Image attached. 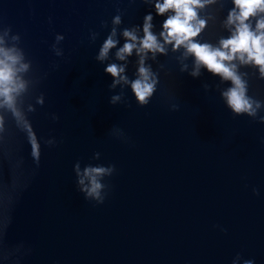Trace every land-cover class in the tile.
<instances>
[{
    "label": "water",
    "instance_id": "1",
    "mask_svg": "<svg viewBox=\"0 0 264 264\" xmlns=\"http://www.w3.org/2000/svg\"><path fill=\"white\" fill-rule=\"evenodd\" d=\"M163 4L0 0V264H264V65L222 47L264 48V4L197 0L179 44ZM191 44L231 55L249 110Z\"/></svg>",
    "mask_w": 264,
    "mask_h": 264
},
{
    "label": "clouds",
    "instance_id": "2",
    "mask_svg": "<svg viewBox=\"0 0 264 264\" xmlns=\"http://www.w3.org/2000/svg\"><path fill=\"white\" fill-rule=\"evenodd\" d=\"M234 2L241 9L239 16L240 20L246 19L250 14L253 13L257 6L264 4V0H234ZM195 3H197V0H164L163 5H157L158 13H162L170 7L178 10L177 15L169 18L164 23V27L168 30V36L176 37L177 44L181 43L182 40H186L189 37L196 35V32L198 31V29L194 31L192 26L188 23V21L195 15L188 5ZM181 13L183 14V19H181ZM260 26L264 27V25ZM125 35L128 34L125 33ZM250 41L251 48H249ZM111 44V41H107L103 51H106L107 48L111 46ZM154 44V37L147 33L146 26L143 47L146 49H152ZM222 47L229 48L230 53H236L240 51L248 52L249 57L253 59L256 64L264 65V48L261 47V38L253 37L252 34L248 32L246 26H244L242 30L238 31V35L236 37L227 41H223ZM130 49L131 46L126 44L122 51L128 52ZM189 50L197 57L199 61L204 63L209 68V70L216 73H223L226 78H232L233 82L237 84L238 88L231 89L228 93V102L234 111H247L251 108V105L248 103V101L244 99L242 88H239V80L235 78L233 73L220 62L226 59H231V55H225L223 51H210L206 45L191 44ZM103 51L101 53L102 55ZM106 71L115 76L118 72V69L113 65L107 68ZM261 71L264 72V67H262ZM141 72L143 73L144 70L141 69ZM9 79V70L0 68V82H5ZM132 87L136 96L141 102H143L145 97L149 96L153 90L152 84L143 83L139 80L134 82ZM32 149L33 156H36L37 151L34 142Z\"/></svg>",
    "mask_w": 264,
    "mask_h": 264
}]
</instances>
